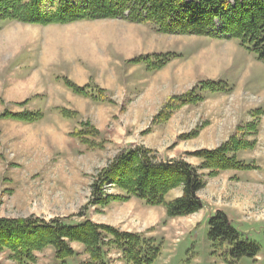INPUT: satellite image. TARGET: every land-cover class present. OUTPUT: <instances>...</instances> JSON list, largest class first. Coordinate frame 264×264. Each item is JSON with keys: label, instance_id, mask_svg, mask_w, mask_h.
Returning <instances> with one entry per match:
<instances>
[{"label": "rangeland", "instance_id": "rangeland-1", "mask_svg": "<svg viewBox=\"0 0 264 264\" xmlns=\"http://www.w3.org/2000/svg\"><path fill=\"white\" fill-rule=\"evenodd\" d=\"M167 52L177 57L157 70L140 60ZM67 80L86 87L88 95L76 93ZM207 80L231 90H199ZM194 87L202 100L155 120L170 97ZM25 112L26 120L11 116ZM250 122L256 128L248 132ZM236 133L252 147L234 155L252 167L215 175L198 168L204 186L197 195L205 207L195 213L168 217L163 205L134 197L91 203L92 184L124 148L144 146L161 160L199 167L194 152L216 149ZM181 190L171 189L165 199ZM104 191L123 194L115 186ZM215 210L260 245L255 258L234 264H264V63L252 51L237 39L158 33L120 19L0 21V218L89 219L153 237L160 253L152 264H227L212 254L208 239ZM70 245L77 254L68 263L88 259L82 244ZM9 253L0 252V264H16ZM35 255L36 264L58 263L51 246ZM108 258L124 264L115 246H108Z\"/></svg>", "mask_w": 264, "mask_h": 264}, {"label": "trees", "instance_id": "trees-1", "mask_svg": "<svg viewBox=\"0 0 264 264\" xmlns=\"http://www.w3.org/2000/svg\"><path fill=\"white\" fill-rule=\"evenodd\" d=\"M95 19L145 24L164 34L237 39L241 46L252 51L264 63V0H0V21L48 25ZM175 57L177 54L170 52L153 53L140 57V60L145 61L152 71L162 68ZM66 83L76 93L88 95L86 87L69 80ZM197 88L215 92L231 90L222 81L209 80ZM98 90L102 92V89ZM202 98L196 93V87L183 95L172 96L155 120L165 121L174 110L185 104H195ZM11 116L26 120L29 114L13 113ZM35 116L40 118L39 113ZM247 127L248 132L254 131L256 123L250 122ZM86 132L91 134V130ZM74 135L85 139L79 131ZM236 136L237 133L216 149L194 152V156L201 158L199 167L183 159L161 160L144 146L124 148L92 184L94 199L91 203L105 205L134 197L147 205H163L168 217L195 213L205 207L197 195L204 186L198 168H208L209 174L215 175L222 170L252 167L234 155L240 149L251 148L252 143ZM108 186L119 188L123 194L105 192ZM179 186L181 195L167 201L166 194ZM208 239L212 254L227 264H234L242 257L253 259L260 252V245L246 237L222 210L209 214ZM71 242L83 245L88 259L82 264H112L108 258V246L111 245L118 249L124 264H152L160 253L153 237L121 231L89 219L72 222L59 218L50 221L0 218V252L8 250L16 264H36L35 252L48 246L54 248L57 264H70L66 260H73L77 254Z\"/></svg>", "mask_w": 264, "mask_h": 264}]
</instances>
